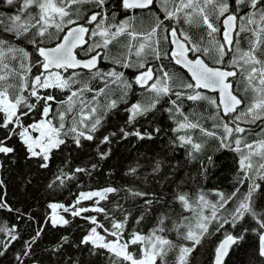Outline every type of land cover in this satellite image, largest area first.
I'll return each mask as SVG.
<instances>
[{"label":"snow or ice","instance_id":"snow-or-ice-1","mask_svg":"<svg viewBox=\"0 0 264 264\" xmlns=\"http://www.w3.org/2000/svg\"><path fill=\"white\" fill-rule=\"evenodd\" d=\"M0 2L10 9L7 14L0 12V168L14 161L23 149L25 159L34 161L38 169H48L54 152L84 149L89 142L94 145L96 162L70 173L61 170L48 187L63 186L77 173L91 175L99 161L112 154V144L130 137L152 140L161 131L158 127L149 131L144 124L155 118L158 105L167 97L173 106L168 111L179 117L175 119L178 135L173 143L178 141V147L199 153L203 144L193 136L198 131L217 140L222 149L237 153L238 172L242 173L234 192L229 196L217 192L216 202L203 193L192 198L179 186L169 201L139 186L138 181L143 183V165L137 161L125 172L132 186L81 191L67 205L49 203L41 226L16 253L17 264H32L26 258L35 255L34 245L46 235L45 226L52 230L69 228L76 218L87 222L86 234L74 245L67 235H61L51 249L61 257L62 264H80L71 257L63 259L67 248L73 246L90 255L107 253L108 264H168L170 253H175L174 264H190L189 257L211 234L213 224L217 232L226 225L236 230L235 234L231 230L222 233L213 264H225L233 246H239L250 230L258 236V255L264 258V210H258L255 203L257 194L264 196V186L258 183L264 181V0H159L163 19L156 15L143 30L133 16L111 22L117 13L111 11L110 15L108 0ZM155 3L119 0V8L127 15L153 10ZM86 4L95 5L97 10L81 23ZM172 24L203 28L208 46L201 47ZM241 34L248 35L246 49L239 47ZM115 45H121L124 52L111 57L109 49ZM102 60L115 67L105 70L100 66ZM163 61L178 66L190 77L180 81L179 91L175 90L179 77ZM33 68L37 74H33ZM118 68L135 69L137 74L129 79ZM238 76L245 93H251L249 99L233 88L232 78ZM134 85L143 94L130 102ZM173 96L176 99H171ZM185 99L211 106L217 121L213 127L220 131L209 130L186 115L178 103ZM37 109L39 119L32 120ZM117 110L127 113L123 125L107 131L109 117ZM253 125L259 127L254 133L257 139L248 141L246 136L253 134ZM161 164L155 161L152 172L159 173ZM246 182L248 187L234 209L223 214ZM3 187L4 180L0 179V211L15 213L18 220H23L26 213L11 206ZM86 201L92 205L86 206ZM172 202L190 215L180 222L174 220L170 215L175 210ZM246 217L255 226H247ZM150 218L154 224L148 232L131 226H141ZM172 231L176 233L174 239L169 238ZM0 233L7 237L0 240V257H4L21 235L16 225L0 226Z\"/></svg>","mask_w":264,"mask_h":264},{"label":"trees","instance_id":"trees-1","mask_svg":"<svg viewBox=\"0 0 264 264\" xmlns=\"http://www.w3.org/2000/svg\"><path fill=\"white\" fill-rule=\"evenodd\" d=\"M108 4L111 6L110 15L111 11L117 13L114 17H111V22L113 23L120 22L128 16H135L137 27L143 30L151 25L156 15H159L163 19V13L159 8V0H156L153 10L138 11L137 13H128L127 15L123 9L119 8V0H108ZM93 10H97L95 5H84L80 22L83 23L87 15ZM9 11V6L0 2V12L7 14ZM172 26L184 29L192 37L193 41L199 43L201 47L208 46V38L203 28L187 24H172ZM222 31L223 29L221 28ZM218 38H220L219 34ZM121 39L125 40L126 38L122 37ZM247 46L248 35L241 34L239 37V47L246 49ZM163 47L167 49L168 45L165 44ZM123 52L124 48L121 45L110 46L109 55L111 57L122 55ZM231 55L232 53H229V56ZM81 58H84L83 55H81ZM227 60L228 57L225 58L226 63ZM150 63L158 62L150 61ZM163 63L168 64L169 69L179 77L176 81L178 84L183 80V77L190 79L177 66L169 64L168 61H163ZM100 66L105 70L115 67V65L109 64L106 60H102ZM118 70H123L129 79L134 78L137 74L135 69L118 68ZM69 73H66V75ZM33 74H37L36 68H33ZM93 86H96L95 81H93ZM234 86L237 94L241 97L245 99L251 97V93H245V85L239 76L234 79ZM175 90L179 91L180 88L176 87ZM142 94L143 90L134 85V94L129 97L130 102L141 99ZM168 99L165 97L161 100L155 118L150 123L144 124V127L149 131H152L156 127L160 128L161 131L156 133L152 140L138 141L130 137L129 140H121L112 144V154L107 160L99 161V166L91 171V175L77 173L74 179L67 180L63 186L56 187L54 185L53 188L48 187L49 183L55 179L61 170L70 173L76 167L85 165L90 167L92 163L96 162L94 145L89 142H85L87 146L84 149L73 150L69 148L67 150L62 149L60 152H54L48 169H38L34 161L25 159L23 149L19 150L14 161H9L5 164L4 168H0V179L4 180L2 191L5 199L13 208L26 213L23 220H18L15 213L0 211V226L7 225L11 227L16 225L21 235V240L13 244L4 257H0V264H17L14 259L16 253L21 250L23 242L31 239L34 231L41 226L46 213L49 211V203L59 202L67 205L72 203L76 195L81 191L100 190L110 186H132L128 183L130 178L125 175V172L129 166H134L137 161H140L143 165L140 169L143 173V183L138 181L139 186L143 190L163 195L165 200L171 201V197L174 190H177V186H179V190L189 193L192 198L203 193L206 199L211 202L218 201L217 192H223L225 196L231 195L235 188L239 186L238 180L242 176V173L238 172L236 162L238 154L222 149L217 140L211 137H204L198 131L193 133V136L196 142L203 144L201 152L192 153L190 148L178 147V141L174 144L173 141L178 135L174 131L176 127L175 119L179 117H174L173 113L168 111V109L173 108L167 102ZM171 99H176V97L173 96ZM178 103L184 113L190 118L199 120L209 130L220 131L213 127L217 121L214 118V109L211 106L204 102L194 103L186 99L180 100ZM38 111L39 109H37L36 113L32 114V120L39 119ZM126 115L127 113L117 110L116 115L109 117V122L106 124L107 131H115L118 127L122 126ZM25 119L27 122H31L28 118ZM251 127L253 134H247L246 138L248 141L257 139L254 133L259 132V127L255 125ZM209 157H211V161H209ZM157 160L162 162L161 169L159 173H153L152 166ZM258 183L264 186V181H258ZM247 187V182L240 187V193L228 203L223 210V214L227 215L234 209L237 201L241 199V195ZM255 203L258 210H264V196L257 194ZM85 205L91 206L92 202L86 201ZM109 206H111V198ZM172 208L175 210L170 211V215L177 222L182 221L183 216L190 215L187 212H183L175 202H172ZM133 211L135 212L136 209H133ZM89 214L94 215V213ZM29 217H32V219H29ZM246 220L248 221L247 226H255L254 221L247 217ZM153 224L154 220L150 218L143 221L141 226H131L134 230L142 227L144 232H148ZM87 227V222L79 218L74 219L69 228L52 230L48 226H45L46 235L42 236L40 241H37V244L34 245L35 255L26 259H30L32 264H62L61 257L52 254L51 249L54 243L59 240L61 235H67L74 245L86 234ZM215 228L216 225L213 224L210 230L211 234L207 235L202 244L195 248V251L189 257L190 264H213L215 248L222 238V233L225 230H231L235 234L236 231L235 229H230L229 225H226L225 229H221L219 232L215 231ZM175 237L176 233L172 231L169 234V238L174 239ZM6 238L3 233H0V240ZM178 242L187 243L184 241ZM258 247V236L250 230L245 234V239L239 246H233L225 264H264V258L258 255ZM68 257L79 261L80 264H108L107 253L90 255L87 251H82L74 246L67 248V253L63 259H67ZM174 261L175 253H170L168 264H174Z\"/></svg>","mask_w":264,"mask_h":264},{"label":"rangeland","instance_id":"rangeland-1","mask_svg":"<svg viewBox=\"0 0 264 264\" xmlns=\"http://www.w3.org/2000/svg\"><path fill=\"white\" fill-rule=\"evenodd\" d=\"M134 18H136L135 16H133ZM182 29V28H181ZM183 31H185L184 29H182ZM186 32V31H185ZM182 71V70H181ZM183 72V71H182ZM184 75V74H183ZM190 78V77H189ZM234 79H236V78H234ZM234 79H233V84H234ZM183 80H187V78L186 77H183ZM236 84H237V82H236ZM176 85H177V87H178V83L176 82ZM235 87V86H234ZM208 94H210V93H208ZM211 95V94H210Z\"/></svg>","mask_w":264,"mask_h":264},{"label":"water","instance_id":"water-1","mask_svg":"<svg viewBox=\"0 0 264 264\" xmlns=\"http://www.w3.org/2000/svg\"><path fill=\"white\" fill-rule=\"evenodd\" d=\"M178 67V66H177ZM179 68V67H178ZM182 70V69H181ZM183 71V70H182ZM186 73V72H185ZM234 78H232V80H233ZM233 88H234V90H235V87H234V84H233ZM210 94H215V93H210ZM231 252V251H230ZM230 252H229V254H230ZM229 256V255H228ZM228 258V257H227ZM226 258V259H227Z\"/></svg>","mask_w":264,"mask_h":264}]
</instances>
